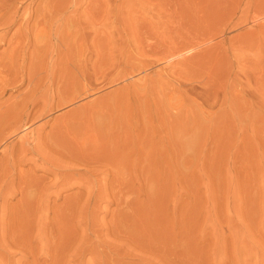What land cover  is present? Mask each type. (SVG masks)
Masks as SVG:
<instances>
[{"label": "rangeland", "instance_id": "obj_1", "mask_svg": "<svg viewBox=\"0 0 264 264\" xmlns=\"http://www.w3.org/2000/svg\"><path fill=\"white\" fill-rule=\"evenodd\" d=\"M3 1L1 5L14 2L10 7L19 10L27 7L19 11L23 13L19 20L29 11L33 13L35 7L41 11L43 5H53V0L49 5L47 0L46 4L44 0ZM60 1H53V6L62 7L66 0ZM67 1L64 6L72 7L64 18L73 13L83 17L81 12H88L84 17L87 26L91 25L86 27V43L77 37L81 50L86 46L79 50L82 58L77 52L80 44H68L72 49L77 46L74 50L69 46L73 60L78 61L79 56V64L87 60L85 68L83 64H75L80 70L68 64L65 67L69 71L76 70L66 74L67 59L62 57L66 53L62 50H67L65 42L61 41V46L58 38L42 32L40 36L34 31L38 21L30 20L34 33L22 41L26 45L17 52L25 55L17 56L19 60L14 62L16 67L25 68L23 73L17 71L18 81L8 84L0 96V101L9 103L25 96L38 113H43L40 106L47 98L51 106L38 118L30 119L26 129L23 126L11 135V128L3 131L0 160L12 144L18 145L23 133L37 131L36 125L44 126L38 130L36 141L40 145L47 142L46 135L59 141V132L64 135L61 139L69 138L64 143L73 142L61 143L68 149L59 145L58 151L56 145L63 140L56 145L49 140L53 146L48 148L52 144L47 142L45 161L36 156L34 161L28 155L31 160L21 166L30 177L42 180L34 177L40 184L36 182L39 187L37 191L32 188V194L40 192L37 196L42 200V195L48 194V198L37 202L38 209L35 203L34 212L29 208L34 221L28 213L26 216L25 221L32 222L27 225L32 235L29 248L33 249L13 246L9 263L51 264L53 257L52 264H264V0ZM47 24L42 26L49 31L46 28L52 24ZM13 26L5 44L0 42V52L19 25ZM37 35L39 40V36L34 37ZM56 56L66 63L62 59L64 64H60ZM8 61L5 58L0 68L15 72L11 69L16 67ZM58 71L64 74L58 75ZM49 92L50 98L46 95ZM67 97L74 99L56 107L59 99ZM86 125L89 130L84 129ZM57 127L65 130L58 131ZM81 139L86 147L78 144ZM77 147L90 152L84 149L82 155ZM93 150L99 155L93 156ZM88 156L93 160L90 163ZM48 157L51 162L56 159V164L46 162ZM64 157L66 161L61 160ZM86 162L93 163L88 166ZM18 218L13 219L14 224ZM43 244L53 246H48L50 252ZM24 253V261L20 258L19 262Z\"/></svg>", "mask_w": 264, "mask_h": 264}, {"label": "bare ground", "instance_id": "obj_2", "mask_svg": "<svg viewBox=\"0 0 264 264\" xmlns=\"http://www.w3.org/2000/svg\"><path fill=\"white\" fill-rule=\"evenodd\" d=\"M10 1V0H9ZM13 1V0H12ZM11 1V2H12ZM40 1V0H39ZM46 0H44V3L46 4V2L48 1L49 2V0H47L46 2H45ZM53 1H55V0H53ZM52 1V3L51 4H53L54 5V2ZM61 1H63V0H61ZM60 1V2H61ZM76 1V0H75ZM74 1V3H76ZM82 1V0H81ZM86 1V0H85ZM3 2H5L6 3V0L5 1H3ZM47 2V5H49L50 4V2L48 3ZM59 2V3H60ZM65 2V4H66V2H68L67 0L66 1H64ZM73 2V1H72ZM10 3V2H9ZM9 3L8 4H5V5H1L0 4V42L2 41L4 44H5V37H6V35H7V33L9 32V30H11V27L14 25V24H18L19 26H17L16 28V30L14 31V32H12V34H11V37H9V39H8V43H6V45H5V49H4V51H2V52H0V63H3V60L5 59V58H7L9 61V63L8 64H10L11 66H13V67H16V59H17V56H20V55H18V49H20V50H22L23 48H24V45H26L25 43H22V41L25 39L26 40V38H28V36H30L31 35V33H34L33 32V30H31L29 27V25H30V20H32V21H34V20H37L38 21V23H36L37 25H35V30L34 31H36V33L37 34H40L41 32L42 33H44L43 35H45L46 34V36H48V37H50V38H56V40H57V38L60 40V45H61V43L64 41L65 42V45H66V49L67 50H62V51H66V53H65V56H62V57H65L66 59H67V63L65 62V60L66 59H63L62 57H60V62H59V57H57L58 56V54H57V56H56V59H57V61L60 63V64H64V63H61L62 61V59L64 60L63 62H65L66 64H64V67H65V65H68L69 64V66L68 67H71V65H75V64H77L78 66H80L81 64H83L84 66V68H85V63H84V61H86L87 62V60H84V61H82V63L81 64H79V60H80V56H81V54H80V51L79 50H81V48H80V46H82L81 45V43H79V41H78V38L77 37H79V40H81V42L83 43L84 41H83V39H85V31H86V29L88 28V26L89 25H91V24H89L88 26H87V22H86V20H85V17L84 16H87V14L86 13H88V12H85V11H83V12H85L84 14L81 12V14L82 15H84L83 17L82 16H76L77 14L75 13V15H74V13L72 14V16H71V14H68V15H70V16H68V17H65L64 18V14H65V16H67L66 14V12L68 11H70V7H72V5L68 8L67 6H64L65 4H63V2L60 4V5H62L63 4V6L61 7V6H59V4H57L58 6H56V4H55V6H45V5H43V7H42V5L40 6V7H42V9H41V11L38 9V8H34V12L33 13H30L31 11H29L28 13L29 14H27V15H24L25 17H22L23 15V13L22 12H20L19 13V11L20 10H22V11H24L25 9L27 10V7L24 5V6H21V8L22 9H18V7H10V5H9ZM14 3V2H13ZM12 3V4H13ZM32 3V2H31ZM30 3V4H31ZM57 3V2H56ZM83 3V2H82ZM11 4V3H10ZM12 4H11V6H12ZM15 4V3H14ZM37 4H39V3H37ZM68 4H69V2H68ZM27 5V4H26ZM32 5V4H31ZM15 6V5H14ZM26 7V8H25ZM74 7V6H73ZM33 8V7H32ZM24 9V10H23ZM35 9H38V10H35ZM74 9V11H75V8H73ZM73 9L71 10V11H73ZM82 10H84L83 9V7L81 8ZM80 9V10H81ZM30 10H31V8H30ZM76 10H77V6H76ZM79 10V9H78ZM78 10H77V12H78ZM32 11H33V9H32ZM26 12L27 11H25L24 13L26 14ZM79 14H80V12H78ZM19 14H21L20 16H21V20H19ZM80 14V15H81ZM6 15H8V17H5ZM87 19V18H86ZM89 19V18H88ZM18 20L20 21V22H18ZM37 21H35V22H37ZM88 22H89V20H87ZM35 22H33V23H35ZM53 22V23H52ZM46 23H48L47 25H49V23L50 24H52L51 26H48L49 28H46L47 30L49 29V31H46L44 28H45V26H42V25H44V24H46ZM32 24V23H31ZM46 25V26H47ZM55 25V26H54ZM16 26V25H15ZM37 26H39V28H36ZM41 26V27H40ZM14 27V26H13ZM31 27H33V26H31ZM87 27V28H86ZM33 29H34V27H33ZM31 30V31H30ZM36 33H35V35H36ZM10 34V33H9ZM42 34H40V36H41ZM32 36V35H31ZM30 36V37H31ZM39 35H37V36H34L35 38L36 37H38ZM40 36H39V38H38V40L40 39ZM46 36H45V38H46ZM33 37V38H34ZM43 37V36H42ZM8 38V37H7ZM34 38V39H35ZM77 38V39H76ZM28 39H31V38H28ZM37 39V38H36ZM35 39V40H36ZM49 39V38H48ZM24 40V41H25ZM58 40V41H59ZM87 40V39H86ZM33 42H35L34 40H32ZM51 41V40H50ZM58 41H56V42H58ZM62 41V42H61ZM7 42V41H6ZM30 42V41H29ZM37 43H39L38 41H36ZM43 42V41H42ZM72 42V43H71ZM73 42H76L77 44H80V45H78L79 46V49L77 50V52H78V54H80V56H79V59H78V61L76 60V58H75V60L77 61H75V60H73V56H71L72 54L70 53L71 51H70V48H71V50H74V49H72V47L70 46V45H68V44H74ZM32 43V42H31ZM48 42L46 41V44H47ZM59 43V42H58ZM86 42H84V44H85ZM9 44V47H8V49H6L7 47V45ZM23 44V45H22ZM29 44V43H28ZM27 44V45H28ZM1 45V44H0ZM37 46H38V44H36ZM63 45V44H62ZM61 45V46H62ZM75 45V44H74ZM69 46H70V48H69ZM84 47V49H82V50H85V47L86 46H83ZM63 48V47H62ZM64 49H65V47H64ZM19 50V51H20ZM82 50H81V52H82ZM22 52V51H21ZM21 52H20V54H21ZM24 52V51H23ZM76 52V53H77ZM5 53V54H4ZM63 53V52H62ZM74 53H75V51H74ZM84 53V52H83ZM61 53H59V55H60ZM25 54H23V56H24ZM76 55V54H75ZM76 55V56H77ZM23 56H20V57H23ZM77 56V57H78ZM82 56H83V54H82ZM82 56H81V58H82ZM49 57H50V55H49ZM75 57V56H74ZM85 57V56H84ZM86 57H87V55H86ZM19 58V57H18ZM22 59V58H21ZM25 59V58H24ZM50 60L52 59L51 57L49 58ZM17 60H19V59H17ZM53 60H55V59H53ZM21 61V60H20ZM14 62H16V63H14ZM19 62V61H18ZM21 62H24V61H21ZM21 62H19V64L21 63ZM58 62H56V63H58ZM7 63V62H6ZM42 63H45V61H43ZM49 63V62H48ZM54 63H55V61H54ZM59 63H58V65L57 66H61V65H59ZM14 64H15V66H14ZM41 64V63H40ZM51 64V63H50ZM51 65H53V64H51ZM55 65V64H54ZM1 66V65H0ZM22 66H23V64H22ZM21 66V67H22ZM41 66V65H40ZM43 66H45L44 64H43ZM49 66V65H48ZM63 66V65H62ZM61 66V67H62ZM82 66V65H81ZM2 67V66H1ZM7 67H8V65H7ZM12 67V68H13ZM42 67V66H41ZM47 67V66H46ZM46 67H44V68H46ZM56 67V66H55ZM63 67V68H64ZM67 67V68H68ZM74 67H76L77 69H79L80 67H77L76 65L74 66ZM82 67V69H84ZM9 68V67H8ZM8 68H7V70L5 71V70H3V68H0L1 70H0V96H2V94L6 91V86H8V84H12V82L14 81H18V80H16V76H17V71L20 73H23V70H24V68L25 67H23V70H22V68H19V66L18 67H16L15 69H11V67H10V69L11 70H16L15 72H8ZM57 69L56 70H59V68L58 67H56ZM66 68V67H65ZM65 68H64V72H66V74H69L68 72H70L71 71V73H73V71L74 70H76L75 68H74V70L72 71V69L73 68H71V70L69 71L67 68H66V70H65ZM48 69H49V67H47V71H48ZM52 69V71H53V67H51L50 66V70ZM3 70V71H2ZM46 70V69H45ZM60 70H62V68H60ZM80 70V69H79ZM52 71H49V72H52ZM78 71V70H77ZM85 71V70H84ZM59 72V73H58ZM58 72H56V75H57V73H58V75H61V73H62V75L64 74V72H61V71H58ZM76 72V71H75ZM25 73V72H24ZM53 74H54V72H52ZM76 73H78V72H76ZM79 73H81V75L80 76H82L83 74L82 73H84L83 71L82 72H79ZM50 74V73H49ZM49 74H46V75H49ZM65 74V76H67ZM21 74H19L18 76H20ZM69 75H71V74H69ZM68 75V76H69ZM22 76H23V74H22ZM22 76H20L21 78H22ZM45 76V75H44ZM64 76V77H65ZM79 76V75H78ZM24 77V76H23ZM27 77V76H26ZM46 77V76H45ZM72 77V76H71ZM76 76H74V78H75ZM21 78H20V80H21ZM44 78V77H43ZM48 78H49V76H48ZM52 78H54V76H52L51 75V78L50 79H52ZM67 78V77H66ZM74 78H71V80L72 79H74ZM82 78V77H81ZM23 79V78H22ZM47 79V78H46ZM45 78H44V80H46ZM49 79V80H50ZM78 79H79V77L77 78V81H78ZM83 79V78H82ZM85 79V78H84ZM19 80V81H20ZM30 80V79H29ZM48 80V79H47ZM68 80V79H67ZM54 82V80L52 79L51 80V82ZM75 81V80H74ZM74 81H72V82H74ZM76 81V82H77ZM29 82V81H28ZM42 82V81H41ZM40 82V83H41ZM51 82L49 81V83L51 84ZM52 82V83H53ZM84 82H85V80H84ZM38 83V82H37ZM80 83V79H79V82L78 83H76L77 85ZM82 84H83V82H81ZM81 84V85H82ZM40 85H42V84H40ZM71 85L73 86V87H75L76 85H75V82L72 84L71 83ZM80 85V86H81ZM34 86V85H33ZM37 86H39V83H38V85ZM43 86V85H42ZM46 86V85H45ZM48 86V85H47ZM72 86L70 87V88H72ZM83 86H85V85H83ZM83 86H81V87H83ZM87 86V85H86ZM85 86V87H86ZM44 87V86H43ZM43 87H41V88H43ZM49 87H52V85L51 86H49ZM84 87V88H85ZM34 88H36L35 90L37 91L38 89H37V87L35 86ZM40 88V87H39ZM79 88V87H78ZM44 89V88H43ZM42 89V90H43ZM45 89H46V87H45ZM58 89L60 90V88H59V85H58ZM81 89V88H80ZM31 90V89H30ZM76 90H77V87H76ZM82 90V89H81ZM81 90L79 91V90H77L78 92H81ZM87 90H89V89H87ZM34 91V90H33ZM33 91H30V93L32 92L33 93ZM38 91H40V90H38ZM43 91H45V90H43ZM47 91V90H46ZM75 91V90H74ZM35 92V91H34ZM42 92V91H41ZM51 92V91H50ZM50 92L49 93H47L46 95H48V94H50ZM58 92V91H57ZM89 91H87L86 92V89H85V93H88ZM29 93V94H30ZM31 93V94H32ZM38 93H40V92H38ZM45 93V92H44ZM82 93V92H81ZM83 93H84V91H83ZM82 93V94H83ZM90 93V92H89ZM35 94V93H34ZM40 94H43V92L42 93H40ZM44 95V94H43ZM71 95V94H70ZM28 96V95H27ZM31 96V95H30ZM35 96H39V98H40V96H42V95H38V94H35ZM34 96V97H35ZM45 96V95H44ZM51 96V95H50ZM50 96L48 95V97L50 98ZM77 96H79V95H77ZM77 96H74V97H76L77 98ZM33 97V96H32ZM31 97V98H32ZM43 97V96H42ZM74 97H67V98H62V99H59L58 100V102H57V105H56V107H60L61 105H63V104H65V103H67V102H70V101H72L73 99H74ZM24 98H25V96H24ZM24 98H22L20 101H17V102H12V103H9V102H3V100L2 101H0V141H3L4 140V136H2V134H3V131L4 130H8L9 128H11L12 129V131H11V133H10V135L13 133L14 134V132L16 131V130H18V129H21V128H23V126H25L26 125V123L30 120V119H35L36 117L38 118L39 117V115L41 116V113L42 112H40V113H38L37 112V110L35 111L34 109H32L31 108V106H32V102H31V100L30 101H27L28 99H24ZM27 98V97H26ZM38 98V99H39ZM47 98V97H46ZM14 99V98H13ZM44 99V98H43ZM33 101H34V103H36L35 102V98L34 99H32ZM47 100H48V98H47ZM47 100H46V102L43 104V106L41 105H39L40 107H43L42 108V111H43V113H45L44 112V110L43 109H45V108H47L48 107V105H49V101L47 102ZM14 101H15V99H14ZM39 101V100H38ZM41 101V100H40ZM39 101V102H40ZM45 100H42V102H44ZM41 102V103H42ZM38 103V102H37ZM34 106V105H33ZM32 106V107H33ZM38 104H36V108L38 109ZM50 108H51V106H49ZM47 108V110L48 109H50V108ZM33 108H35V106L33 107ZM34 110V112L32 113V111ZM46 110V109H45ZM38 113V114H37ZM42 113V114H43ZM104 118V117H103ZM74 119H76V117L74 118ZM82 121H83V119H81ZM89 120H90V118H89ZM98 120V119H97ZM104 120H105V118H104ZM75 121V120H74ZM73 121V123H75ZM87 121V120H86ZM92 121V120H91ZM84 122H85V120H84ZM101 122V121H100ZM103 122V121H102ZM43 122H41V124H42ZM81 123V122H80ZM79 123V124H80ZM98 123V122H97ZM96 123V124H97ZM106 123V122H105ZM44 124V123H43ZM42 124V125H43ZM69 124V123H68ZM77 124V123H76ZM103 124V123H102ZM59 125V124H58ZM74 125V124H73ZM87 125L89 126V124L87 123ZM87 125L86 126H84V129L87 127ZM90 125H91V123H90ZM60 126V125H59ZM67 125H65L64 124V127H65V129L63 128V127H61V128H63V131L65 130L66 131V133H68L67 132V127H66ZM70 126V125H69ZM68 126V127H69ZM78 126V125H77ZM76 126V127H77ZM93 126H94V124H93ZM92 126V127H93ZM40 127V126H39ZM39 127H37V125H36V128H38V129H36L37 131H29L28 133H27V131H26V133H23V136L22 137H19L20 138V140L17 142L18 143V145H11V147H9V149L6 151V153L2 156V158H1V160H0V264H8L9 263V260L11 261L12 259H8L9 257H10V249L14 246V247H16V248H20V250H26L27 248L29 249V250H32V249H30L31 248V242H30V239L32 240V238H31V236L32 235H30V233H31V228L27 225V223H32V222H28V221H25V220H27L26 219V216H29V215H31V213H28V212H30V210H33V212H34V209L37 207V202L38 201H41L42 199H41V196L39 197V196H37V195H39V193H37L35 196L32 194L34 191H37L36 190V188L38 189V187H39V185H37L36 184V182L37 183H39L40 184V182H38V181H42V180H38V177H35V175H33L32 177H30L31 175H29V172L27 173V171H25L24 172V170H22V168H21V166L23 165V163H25L26 161L28 162V160L30 159L31 160V157L30 156H32V157H34V158H32L34 161H35V159H36V157L37 158H39V159H41V160H43V158L45 159L46 158V156H45V154H43L44 152H43V150H45L46 148H47V142H49V140H50V142H51V138L49 139V137H48V135H46L47 137H48V140H47V137H44L45 136V134H44V136L42 135V139H43V137L44 138H46V141L47 142H42V144L40 145V144H38L37 143V139L39 138V131L38 130H40V132H41V130L42 129H39ZM44 126H42V127H40V128H43ZM71 127V126H70ZM75 127V129H77ZM95 127V126H94ZM102 127V126H101ZM27 128V126H25V128L24 129H26ZM61 128H59V129H61ZM71 128H73V127H71ZM70 128V129H71ZM23 129V130H24ZM55 129V128H54ZM54 129H53V131H54ZM58 129V127H57V130L58 131H62V130H59ZM83 129V128H82ZM86 129H88L89 130V128L87 127ZM98 129H99V126H98ZM34 130H35V127H34ZM51 130V129H50ZM90 130H91V127H90ZM94 130V129H93ZM21 131V130H20ZM58 131H57V133H58ZM76 131V130H75ZM84 131V130H83ZM86 131V130H85ZM84 131V132H85ZM23 132V131H22ZM52 132V131H51ZM50 132V133H51ZM55 132V131H54ZM77 132V131H76ZM49 133V132H48ZM48 133H46V134H48ZM59 133H61L62 135H63V133L62 132H59ZM82 133V132H81ZM95 133V132H94ZM9 134V133H8ZM18 134V133H17ZM52 134V133H51ZM51 134H49V135H51ZM60 134V135H61ZM75 134V133H74ZM74 134H72V135H74ZM78 134H80V133H78ZM85 134H86V132H85ZM92 134V133H91ZM4 135V134H3ZM10 135H8V136H10ZM41 135V134H40ZM58 136L57 135V137L58 138H60L61 139V136ZM82 135V134H81ZM87 135V134H86ZM89 135V134H88ZM96 135H97V133H96ZM52 136H55L56 137V135H54V134H52ZM64 136V135H63ZM76 136H78V135H76ZM85 136V135H84ZM92 136V135H91ZM98 136V135H97ZM6 137V136H5ZM56 137V138H57ZM67 137V136H66ZM70 137H71V135H70ZM79 137V136H78ZM77 137V138H78ZM82 137V136H81ZM94 137V136H93ZM7 138V137H6ZM41 138V137H40ZM64 138V137H63ZM63 138L61 139V140H63ZM68 138V137H67ZM91 138V137H90ZM18 139V138H17ZM59 139V141H55V140H52V143H54L53 141H55V145H56V143L57 142H60L61 140ZM65 139V138H64ZM69 139V138H68ZM68 139H66V140H68ZM79 139H80V137H79ZM79 139H76V140H79ZM85 139V138H84ZM66 140H63L62 142H60L59 144L57 143V150L59 151V145L60 146H64V145H61V143H64V141H66ZM86 140V139H85ZM84 140V142L82 141V139H81V142H79L78 144H81L82 142L83 143H86V141ZM93 140V139H92ZM98 140H99V138H98ZM32 141H35V144L33 145L32 144ZM43 141V140H42ZM74 141H75V137H74ZM88 141H90V140H88ZM94 141V140H93ZM97 141V140H96ZM4 142V141H3ZM14 142V141H13ZM49 142V143H50ZM69 142H72V141H70L69 140ZM68 141L66 142V143H69ZM76 143L78 142V141H75ZM74 142V143H75ZM39 143H41V141L39 142ZM52 143H50V144H52ZM66 143H64V144H66ZM73 143V142H72ZM75 143V144H76ZM182 143V142H181ZM49 144V145H50ZM77 144V145H78ZM96 144V143H95ZM54 145V146H55ZM68 145H71V143L70 144H68ZM73 145V144H72ZM71 145V146H72ZM81 145H85V144H81ZM81 145H79V147H82ZM53 146V144L50 146V147H48V148H50V149H52L51 147ZM66 146V145H65ZM64 146V147H65ZM70 146V147H71ZM76 146V145H75ZM94 146H96V145H94ZM64 147H63V149H64ZM69 147V146H68ZM69 147V148H70ZM73 147H74V145H73ZM79 147H77V149L79 148ZM85 147H86V145H85ZM91 147V146H90ZM89 147V148H90ZM181 147H182V145H181ZM7 148V147H6ZM54 148V147H53ZM61 148V147H60ZM65 148H67V146L65 147ZM72 148V147H71ZM76 147H74V149H75ZM93 148V147H92ZM92 148H90V150L92 149ZM49 149V150H50ZM55 149H56V147H55ZM54 149V150H55ZM68 149V148H67ZM67 149H64V151L65 150H67ZM84 151H87V152H90V151H88V149L87 148H82ZM87 149V150H86ZM95 149V148H94ZM48 150V149H47ZM56 150V151H57ZM62 150V149H61ZM70 150V149H69ZM73 150V149H72ZM71 150V151H72ZM78 150H80V149H78ZM83 150L80 152L81 154L83 153ZM64 151H63V154H62V156H64ZM74 151H77L76 149L74 150ZM94 151H96V150H93L92 152V154H93V156H95V154H98V153H94ZM5 152V151H4ZM60 152H62V151H60ZM67 152H69L68 150H67ZM73 152V151H72ZM98 152V151H97ZM45 153H49V151H46ZM51 153V152H50ZM56 153V152H55ZM66 153V152H65ZM77 153H78V151H77ZM76 153V154H77ZM69 154H71V153H69ZM84 154V153H83ZM82 154V155H83ZM28 155H30L29 156V158L27 157ZM47 155H50V154H47ZM53 155H55L54 153H53ZM57 155H59V154H57ZM56 155V156H57ZM88 155V154H87ZM87 155L85 154V157L87 158ZM90 155H91V153H90ZM99 155V154H98ZM36 156V157H35ZM61 156V157H62ZM67 156H68V154H67ZM66 156V157H67ZM71 156H73V153H72V155H69V157H71ZM74 156H77V155H74ZM68 157V158H69ZM84 157V158H85ZM89 157V163H90V161H93V160H91L90 159V157L91 156H88ZM98 157V156H97ZM52 158V157H51ZM54 158H55V156H54ZM67 158V159H68ZM72 158V157H71ZM78 158H80L79 156H78ZM83 158V157H82ZM94 158V157H93ZM114 158V157H113ZM70 159V158H69ZM76 160H78L77 159V157L75 158ZM98 159V158H97ZM115 159V158H114ZM113 159V160H114ZM117 159V158H116ZM47 160H49V161H46V162H51L50 161V158L48 157L47 158ZM54 160H56V159H54ZM54 160H53V162H51V163H49V164H51L52 165V163H54V165L56 164L55 162H54ZM61 160H65L66 161V159H65V157H64V159H61ZM72 160V159H71ZM80 160H82V159H80ZM84 160V159H83ZM87 160H88V158H87ZM94 160L96 161V159L94 158ZM100 161L99 162H101V159H99ZM43 161H45V160H43ZM65 161H62V162H65ZM73 161H75L74 159H73ZM85 161V160H84ZM107 161V160H106ZM45 162V163H46ZM68 163H69V161H67ZM79 162V161H78ZM107 162H109V161H107ZM112 162V161H111ZM34 163V162H33ZM59 163H60V161H59ZM93 163V162H92ZM92 163L91 164H87V162H86V164L89 166V165H92ZM96 163H98V162H96ZM114 162H112L111 164H113ZM71 164H74V163H71ZM82 164H85V163H82ZM110 164V163H109ZM116 164V163H115ZM59 165H62L61 163L59 164ZM95 165V164H94ZM29 166V165H28ZM34 166H35V164H34ZM42 166V165H41ZM57 166V165H56ZM67 166H68V164H67ZM70 166V165H69ZM27 167V166H26ZM54 167V166H53ZM60 168V167H59ZM71 168V167H70ZM75 168V167H74ZM116 168V167H115ZM29 169V168H28ZM32 169V168H31ZM37 169V168H36ZM48 169V168H47ZM61 169V168H60ZM63 169V168H62ZM114 169V168H113ZM118 169H119V167H118ZM34 170V169H33ZM50 170V169H49ZM67 170V169H66ZM69 170V169H68ZM67 170V171H68ZM91 170H92V168H91ZM95 170H97L96 168H95ZM117 170V169H116ZM29 171V170H28ZM51 171V170H50ZM50 171H49V174H51L50 173ZM61 171V170H60ZM85 171H86V169H85ZM118 171V170H117ZM32 172V171H31ZM52 172V171H51ZM62 172H63V170H62ZM97 172V171H96ZM27 173V174H26ZM33 173V172H32ZM31 173V174H32ZM53 173V172H52ZM56 172H54L53 174H55ZM61 173V172H60ZM59 173V174H60ZM67 173V172H66ZM116 173V172H115ZM119 173V172H118ZM64 174V173H63ZM68 174V173H67ZM74 174V173H73ZM83 174V173H82ZM52 175V174H51ZM65 175V174H64ZM69 175V174H68ZM93 175V174H92ZM46 176V175H45ZM52 176H54V175H52ZM71 176V175H70ZM95 176V175H94ZM34 177H35V179L36 180H38V181H36V180H34ZM66 177H67V175H66ZM73 176H71V178H72ZM96 177V176H95ZM40 178V177H39ZM43 178V177H42ZM47 178V177H46ZM58 178V177H57ZM90 177H88V179H89ZM49 179V178H48ZM75 179V178H74ZM81 179H82V177H81ZM86 179V178H85ZM118 179V178H117ZM34 180V182H35V184H32V182L31 181H33ZM55 180V176H54V179H53V181ZM77 180V179H76ZM90 180H91V178H90ZM49 181H50V179H49ZM60 181H62V178H61V180ZM59 181V182H60ZM69 181V180H68ZM70 181H71V179H70ZM75 181V180H74ZM92 181V180H91ZM97 181V180H96ZM33 182V183H34ZM52 182V181H51ZM51 182H50V184H51ZM65 182V181H64ZM63 182V183H64ZM87 182V181H86ZM115 182V181H114ZM42 183V182H41ZM46 183V182H45ZM53 184H54V182H52ZM69 183V182H68ZM75 184H76V182H74ZM81 183V182H80ZM118 183V182H117ZM116 183V184H117ZM61 184V183H60ZM75 184H73V186L75 185ZM69 185V184H68ZM82 185V184H81ZM84 185H86V184H84ZM38 186V187H37ZM41 186H42V184H41ZM43 186H45V185H43ZM47 186V185H46ZM51 186V185H50ZM62 186H63V184H62ZM77 186V185H76ZM75 186V187H76ZM83 186V185H82ZM88 186V185H87ZM57 187H59L58 185H57ZM65 187H66V185H65ZM65 187H64V189H65ZM68 187H70L71 188V186H68ZM74 187V188H75ZM86 187V186H85ZM89 187V186H88ZM88 187H86V188H88ZM116 187V186H115ZM32 188H34V189H32ZM48 188V187H47ZM67 188V187H66ZM114 188V187H113ZM34 190V191H30V190ZM40 189V188H39ZM43 189V188H42ZM41 189V190H42ZM45 189V188H44ZM44 189H43V191H44ZM55 189V188H54ZM67 189H69V188H67ZM80 189V188H79ZM82 189H84V188H82ZM46 190V189H45ZM59 190V189H58ZM62 190V189H61ZM71 190V189H70ZM86 190V189H85ZM39 191V190H38ZM50 191H51V189H50ZM77 191V190H76ZM75 191V192H76ZM89 191V190H88ZM91 192V191H90ZM52 193H55V192H52ZM59 193H60V191H59ZM42 194H46V193H42ZM50 194H51V192H50ZM58 194V193H57ZM61 194V193H60ZM89 194V193H88ZM41 195V194H40ZM48 194H46L45 196H47ZM79 195V194H78ZM77 195V196H78ZM43 197V195H42V198H43V200H47V198H48V196L47 197ZM51 196H52V194H51ZM67 196V195H66ZM69 197V196H68ZM73 197V196H72ZM75 197V196H74ZM38 198V199H37ZM51 198V197H50ZM55 198V197H54ZM54 198H52V199H54ZM58 198V197H57ZM62 198V197H61ZM77 198V197H76ZM79 198V197H78ZM40 199V200H39ZM64 199V198H63ZM14 200H16L14 203H13V201ZM43 200H42V202H43ZM67 200V199H66ZM51 201V200H50ZM53 201V200H52ZM36 203V207L34 208V204ZM56 203V202H55ZM42 204V203H41ZM67 204H69V203H67ZM48 206V205H47ZM47 206L45 207L44 205H43V207H45V208H47ZM50 206V205H49ZM32 207L34 208V209H32ZM41 207V206H40ZM39 207V208H40ZM29 208H30V210H29ZM64 208V207H63ZM66 208V207H65ZM37 209H38V207H37ZM55 209V208H54ZM58 209V208H57ZM44 210V209H43ZM51 210V209H50ZM35 211H37V210H35ZM46 211V210H45ZM48 211V210H47ZM32 212V211H31ZM52 212H53V210H52ZM27 213L29 214V215H27ZM56 214V213H55ZM34 215V214H33ZM39 215V214H38ZM36 216H37V214H36ZM19 217V218H18ZM21 217V218H20ZM35 217V216H34ZM41 217V216H40ZM19 219V221H18V223L17 224H14L13 223V219ZM31 218H32V215H31ZM33 219V218H32ZM5 220H7V221H5ZM10 220H11V223H13V224H10ZM29 220V219H28ZM35 219H33V221H34ZM5 221V222H4ZM15 221V220H14ZM32 221V220H31ZM17 222V221H16ZM55 223V222H54ZM15 225V226H14ZM26 225V226H25ZM34 226V225H33ZM53 226V225H52ZM35 227V226H34ZM37 227V226H36ZM43 227V226H42ZM41 227V228H42ZM37 229V228H36ZM41 230V229H40ZM33 231H35V230H33ZM52 231H54V230H52ZM38 232H39V230H38ZM34 233H36V232H34ZM39 233H37V235H38ZM51 234V233H50ZM53 234H54V232H53ZM52 234V235H53ZM35 235V234H34ZM30 237V238H29ZM37 237H39V235L37 236ZM44 237V236H43ZM54 237V236H53ZM12 238V239H11ZM56 238V237H55ZM58 238V237H57ZM9 239H11L10 241H9ZM38 239V238H37ZM40 239V238H39ZM7 241H8V243H7ZM11 241H13L12 242V244H11ZM55 241V240H54ZM56 242H57V240H56ZM38 244V243H37ZM44 245V244H43ZM55 245V244H54ZM45 247L47 246V245H44ZM48 246H50V245H48ZM48 246H47V248H48ZM30 247V248H29ZM38 248H39V246H37ZM42 246H40V248H41ZM44 247V248H45ZM51 247V246H50ZM53 247V246H52ZM51 247V248H52ZM37 248V249H38ZM55 248V247H54ZM42 249V248H41ZM10 250V251H9ZM35 250V249H34ZM39 250V249H38ZM28 251V250H27ZM47 251V250H46ZM48 251H49V248H48ZM57 251H58V248H57ZM30 252V251H29ZM28 252V253H29ZM31 252H33V251H31ZM34 252H36V251H34ZM39 252V251H38ZM50 252V251H49ZM51 252H52V250H51ZM54 252V251H53ZM61 252V251H60ZM55 253V252H54ZM62 253V252H61ZM22 254V253H21ZM25 254H27V253H24L23 255H21L20 257H19V262H20V258H24L25 259V257H24V255ZM33 254V253H32ZM51 254V253H50ZM49 254V255H50ZM53 254V253H52ZM56 254V253H55ZM12 255V254H11ZM29 255V254H28ZM30 255H31V253H30ZM48 255V256H49ZM18 256V255H17ZM35 256V258H36V255H34ZM55 256H57V255H55ZM54 256V257H55ZM8 257V258H7ZM33 257V256H32ZM11 258H13L12 256H11ZM15 259V258H14ZM13 259V260H14ZM24 259H23V261H24ZM27 259V258H26ZM34 259V258H33ZM38 259H40V258H38ZM50 259V258H49ZM52 259H55V258H51L50 260V262H51V264H52ZM18 260V259H17ZM41 260V259H40ZM57 260V259H56ZM55 260V261H56ZM65 260V259H64ZM67 260V259H66ZM65 260V261H66ZM47 261V260H46ZM54 261V260H53ZM64 261V262H65ZM31 262V261H30ZM30 262H29V264H30ZM34 262V261H33ZM38 262V261H37ZM61 262V261H60ZM11 263V262H10ZM9 263V264H10ZM22 263V262H21ZM35 263H36V260H35ZM44 263V262H43ZM54 263H56V262H54ZM12 264H16L15 263V261H13V263ZM40 264H42V263H40Z\"/></svg>", "mask_w": 264, "mask_h": 264}]
</instances>
